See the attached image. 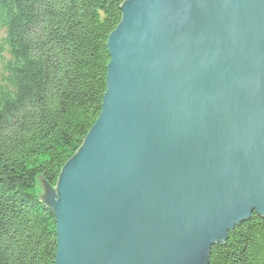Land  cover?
Here are the masks:
<instances>
[{
    "label": "water",
    "instance_id": "95a60500",
    "mask_svg": "<svg viewBox=\"0 0 264 264\" xmlns=\"http://www.w3.org/2000/svg\"><path fill=\"white\" fill-rule=\"evenodd\" d=\"M98 118L43 201L54 264H209L264 217V0H126Z\"/></svg>",
    "mask_w": 264,
    "mask_h": 264
},
{
    "label": "trees",
    "instance_id": "16d2710c",
    "mask_svg": "<svg viewBox=\"0 0 264 264\" xmlns=\"http://www.w3.org/2000/svg\"><path fill=\"white\" fill-rule=\"evenodd\" d=\"M126 0H0V264H54L43 201L98 118L107 37ZM209 264H264V217L236 225Z\"/></svg>",
    "mask_w": 264,
    "mask_h": 264
},
{
    "label": "rangeland",
    "instance_id": "374dc122",
    "mask_svg": "<svg viewBox=\"0 0 264 264\" xmlns=\"http://www.w3.org/2000/svg\"><path fill=\"white\" fill-rule=\"evenodd\" d=\"M2 36V35H1ZM1 36H0V46H1Z\"/></svg>",
    "mask_w": 264,
    "mask_h": 264
}]
</instances>
